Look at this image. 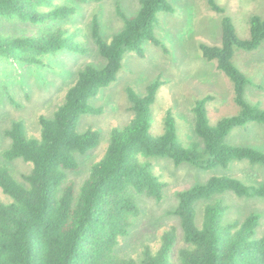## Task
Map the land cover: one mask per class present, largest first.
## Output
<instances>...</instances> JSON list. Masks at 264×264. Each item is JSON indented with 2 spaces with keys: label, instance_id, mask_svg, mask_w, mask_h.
<instances>
[{
  "label": "trees",
  "instance_id": "trees-1",
  "mask_svg": "<svg viewBox=\"0 0 264 264\" xmlns=\"http://www.w3.org/2000/svg\"><path fill=\"white\" fill-rule=\"evenodd\" d=\"M72 1L75 7L54 0H0V19L53 28L26 36L0 33V62L46 68L44 59L60 52L87 54L89 48L59 23L74 19L77 4L100 0ZM206 1L211 10L225 12L217 0ZM139 5L137 13L129 17L117 4L116 13L124 26L110 42L102 34L100 16H93L91 37L104 65L89 64L77 73L53 115L39 117L38 136L29 137L23 120L13 122L6 131L11 143L2 152L0 163V191L7 199L0 198V264H173L171 253L179 238L175 227L163 233L156 251L146 247L140 262L115 255L120 239L129 235L133 220L141 213L137 196L161 201L166 187L149 165L139 163L138 157L168 158L177 167L189 164L201 171L229 169L241 162L264 167V152L229 142L241 128L258 124L264 129V109L248 100V80L232 63L235 49L254 51L262 45L264 19L253 18L251 39L241 40L232 20L225 16L221 45H202L201 50L204 58L216 61L217 69L232 82L239 114L211 126L207 107L213 96L198 101L193 109L197 139L191 149H186L177 144L171 114L165 120L164 134L157 138L151 135V106L163 83L151 84L144 96L129 87V110L134 118L124 130L112 131L106 153L91 167L80 187L69 180V172L80 168L78 157L100 143L98 131L78 132L83 115L101 113L91 107L90 99L117 80L128 54L143 58L147 42L164 46L155 27L160 13L174 10L172 4L169 0H139ZM9 100L21 107L13 96L9 95ZM17 160L31 166V172L23 176L25 184L12 175L10 164ZM228 193L264 199V182L214 175L206 183L178 193L172 215L183 232L181 264H264V236L256 238L262 215L253 212L243 220H227L230 207L223 197Z\"/></svg>",
  "mask_w": 264,
  "mask_h": 264
},
{
  "label": "rangeland",
  "instance_id": "rangeland-1",
  "mask_svg": "<svg viewBox=\"0 0 264 264\" xmlns=\"http://www.w3.org/2000/svg\"><path fill=\"white\" fill-rule=\"evenodd\" d=\"M54 1L56 4L75 7L72 0ZM169 2L174 10L160 13L155 27L164 46L157 47L147 42L144 44L143 58L135 53L128 54L117 80L90 99L91 107L101 113L87 114L80 118L78 132L83 134L89 129L98 131L100 143L85 156L78 157V171L69 172V180L77 187L89 177L91 167L103 158L112 131L124 130L134 118L129 110V87L144 96L151 84L157 81L163 83L156 102L151 106V135L157 138L164 134L165 120L171 114L175 121L177 144L186 149H191L197 139L193 109L198 101L213 96L207 107L211 126L240 112L233 100L232 82L217 69L216 61L204 58L201 46L221 45L222 20L225 16L232 20L239 39L250 40L252 19H264V0H217L225 10L223 14L211 10L206 0ZM117 4L121 5L129 17H133L140 7L139 0H100L77 4L78 11L74 19L59 23L77 35V42L89 48L85 55L63 51L45 58L46 68L12 61L0 62V163L3 162L2 152L11 143L5 133L13 122L23 120L29 137L38 136L39 117L53 115L67 88L77 79V73L89 64L100 67L104 65L91 37V21L94 15L100 16L102 34L110 42L124 26L116 13ZM48 30L53 28L33 27L0 19V33L7 35L26 36ZM232 63L248 80V100L252 105L264 109V42L254 51L235 49ZM9 95L21 105L20 108L10 102ZM229 142L264 152V129L258 124L241 128L233 133ZM138 161L142 165H149L151 172L166 184L161 201L137 196L141 213L133 220L129 235L120 239L115 249L116 256L133 258L138 262L142 260L146 247L156 251L161 245L163 233L175 227L179 238L171 257L173 264H181L179 250L185 246L183 232L177 217L172 215L178 205L180 191L204 184L214 175L234 176L253 183L264 182V167L247 162L234 163L229 169L201 171L189 164L177 167L168 158L140 155ZM10 168L14 178L25 184L23 176L31 172V166L23 160H17L10 164ZM0 198L7 201L1 191ZM223 198L230 207L227 220H243L253 212L260 213L262 218L256 238L264 236V199L239 198L230 193ZM201 208L202 204L198 206L199 225L202 219Z\"/></svg>",
  "mask_w": 264,
  "mask_h": 264
}]
</instances>
